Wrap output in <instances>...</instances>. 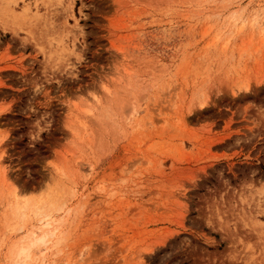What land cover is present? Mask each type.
Returning a JSON list of instances; mask_svg holds the SVG:
<instances>
[{
	"label": "rangeland",
	"instance_id": "1",
	"mask_svg": "<svg viewBox=\"0 0 264 264\" xmlns=\"http://www.w3.org/2000/svg\"><path fill=\"white\" fill-rule=\"evenodd\" d=\"M21 247L264 264V0H0V264Z\"/></svg>",
	"mask_w": 264,
	"mask_h": 264
},
{
	"label": "bare ground",
	"instance_id": "2",
	"mask_svg": "<svg viewBox=\"0 0 264 264\" xmlns=\"http://www.w3.org/2000/svg\"><path fill=\"white\" fill-rule=\"evenodd\" d=\"M204 103V102H203ZM202 104V103H201ZM16 196V195H15ZM50 226H52L51 228H50ZM40 228H42V227H45V228H47V229H45V230H47L46 232H45V230H43L42 231V233H45V234H48V231H49V233H53V231L54 230H56V226H54L53 227V225H52V218L51 217H45L44 219H42V222H41V226H39ZM32 237L35 235V232L33 231L32 233ZM45 234H41L38 238H36V240L38 241V243H42V241H44V239H45ZM52 235V234H51ZM54 235V234H53ZM33 239H35V238H33ZM32 239V240H33ZM35 241V240H34ZM33 241V243H35V242H37V241H35L34 242ZM40 241V242H39ZM46 241V240H45ZM31 245V244H30ZM28 248H25V247H21L19 250H18V256H19V259H20V263L21 264H23V263H25V262H23L26 258H28L29 257V255H28V250H27ZM17 258V257H16ZM19 261V260H18Z\"/></svg>",
	"mask_w": 264,
	"mask_h": 264
}]
</instances>
